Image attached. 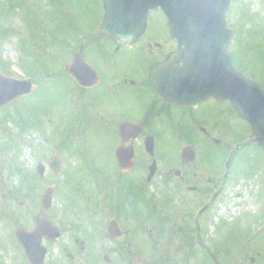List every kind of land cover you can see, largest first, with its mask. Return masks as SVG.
<instances>
[{"label": "flooded vegetation", "instance_id": "1", "mask_svg": "<svg viewBox=\"0 0 264 264\" xmlns=\"http://www.w3.org/2000/svg\"><path fill=\"white\" fill-rule=\"evenodd\" d=\"M153 13L134 42L108 39L94 27L84 28L72 47L66 71L79 89L81 111L76 121L49 128L45 143L77 193L62 197L57 221L53 205L42 206L45 213L30 230L37 218L61 230L56 242L43 244L49 251L62 243V264H187L197 249L208 264H264L263 188L254 203L242 205V215L223 220L222 242L217 234L203 241L215 207L240 178L238 149L255 143L228 101L176 105L153 87V71L180 50L161 10L165 36L152 31ZM76 59L79 79L68 70ZM159 78L166 81L164 72ZM30 80L34 95L43 86L36 76Z\"/></svg>", "mask_w": 264, "mask_h": 264}, {"label": "rangeland", "instance_id": "2", "mask_svg": "<svg viewBox=\"0 0 264 264\" xmlns=\"http://www.w3.org/2000/svg\"><path fill=\"white\" fill-rule=\"evenodd\" d=\"M103 12V0H0V72L17 79L36 76L43 86L6 107L0 116V264H28L16 232L19 227L32 229L35 217L45 213L42 197L48 187L55 185V221L63 210L62 199L71 193L76 197L75 184L69 188L72 178L60 175L53 183L47 166L51 146L45 139L54 124L59 129L78 119L80 93L66 68L82 30L100 25ZM152 17V31L165 36L163 16L154 12ZM228 22L238 32L230 49L235 66L264 88V0H233ZM238 150L240 178L215 207L204 242L216 239V234L224 236L223 220L231 223L242 215V205L254 203L258 189L264 190V152L257 144ZM40 164L46 166L42 177ZM84 179L88 181L87 173ZM193 259L186 263L208 264L198 249ZM46 262L62 264L61 242L50 247Z\"/></svg>", "mask_w": 264, "mask_h": 264}, {"label": "water", "instance_id": "3", "mask_svg": "<svg viewBox=\"0 0 264 264\" xmlns=\"http://www.w3.org/2000/svg\"><path fill=\"white\" fill-rule=\"evenodd\" d=\"M232 0H104L105 17L101 34L116 41H134L147 29L151 10L162 9L168 17L170 34L180 43L178 55L154 71V86L173 102L192 105L209 97L228 100L246 120L264 150V90L235 69L228 48L234 33L228 29L227 14ZM183 63L182 67H174ZM80 77L81 63L72 69ZM164 72L162 82L158 73ZM33 84L0 75V108L31 93ZM189 150H185L184 157ZM43 173V167L40 168ZM53 190L48 189L43 204L49 208ZM61 233L50 222L38 219V228L17 233L30 264H44L43 238L55 241Z\"/></svg>", "mask_w": 264, "mask_h": 264}]
</instances>
